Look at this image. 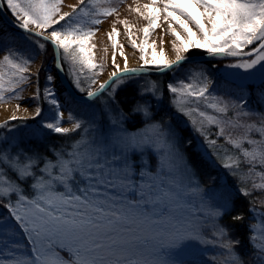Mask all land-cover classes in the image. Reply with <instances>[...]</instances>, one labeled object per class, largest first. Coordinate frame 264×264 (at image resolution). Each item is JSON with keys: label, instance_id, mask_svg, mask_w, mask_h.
<instances>
[{"label": "snow or ice", "instance_id": "1", "mask_svg": "<svg viewBox=\"0 0 264 264\" xmlns=\"http://www.w3.org/2000/svg\"><path fill=\"white\" fill-rule=\"evenodd\" d=\"M110 4L111 0H78L71 12H62V0H0V6L12 13L26 39L40 37L45 41L38 44L41 49L50 44L56 53L62 50L81 74L84 69L92 72L101 68L93 63L95 44L90 41L99 31L96 26L116 12ZM135 11L147 21L139 44L132 39L131 25L120 23L131 47L141 53L142 64L129 67L123 46V68L116 63L117 42L113 38L119 32L113 26L107 38L113 49L114 70L95 91L88 90L85 99H96L111 88L109 100H114L116 91L131 83L133 77L153 70L174 73L191 50H200L209 59L232 58L224 67L240 70L230 73L239 81L235 85L238 94H228L229 100L214 91L215 77L203 66L189 74L190 82H168L166 92L155 82L141 85L127 111L118 108L113 112L111 134L97 137L90 135L95 131L91 120L77 118L71 111L65 119L56 99L55 77L49 75L43 97L53 106V115L44 119L42 107L37 106L33 119H41L32 135L44 131L62 136L82 134L70 142L67 151L54 149V159L25 150L22 142L8 145L0 141L6 145L0 147V205L7 210L0 214V264H200L195 260V242H204V230L210 223L227 257L225 264H244L228 237V229L217 222L227 199L221 196L218 201L213 195L212 204L205 202L194 175L196 161L180 147L184 130L170 116L158 117L154 105L165 94H172L174 111L188 118L213 148L220 137L232 143L231 130L243 129L242 142L252 146L243 152L246 161L264 164V120L258 128L248 122L252 110L247 108L245 97L259 81L258 102L264 104V0H151L143 10L137 7ZM160 21L167 23L178 42L173 45L174 60L165 57L163 48L157 53L154 46L151 58L143 55L150 31ZM30 26L40 31L32 32ZM254 43L256 47L245 51ZM31 59L14 42L0 48V69H9L8 73L0 70V100L5 91L15 96V90L31 80ZM36 78L33 98L40 96L39 72ZM90 81L96 83L94 78ZM75 87L84 91L79 81ZM133 117L140 118V126L129 130L127 125ZM64 123L70 126H62ZM213 126L217 130L210 132ZM254 131L259 139L250 135ZM188 143L191 145V141ZM146 153L154 163L142 159L137 166L131 162L133 154L143 158ZM235 163L238 167L240 161ZM27 180H31L30 192L21 186ZM242 192L249 194L243 188ZM242 219L240 215L233 217L234 221Z\"/></svg>", "mask_w": 264, "mask_h": 264}, {"label": "rangeland", "instance_id": "2", "mask_svg": "<svg viewBox=\"0 0 264 264\" xmlns=\"http://www.w3.org/2000/svg\"><path fill=\"white\" fill-rule=\"evenodd\" d=\"M150 3L151 0H111L110 6L115 7L116 12L113 13L112 16H109L106 19H104L103 23H101L99 26H96L99 28V31L90 41V43L95 44V47L93 48L92 51L93 63L101 65V68L96 69L92 72H89L88 69H84L83 74H81V70L78 67H74L68 60H66L63 54V58L66 60L67 64L69 65L70 76L72 78L74 88L77 91H79L78 88L75 87L77 81H79L80 87H82L84 91L85 90L94 91L98 87V85L103 81H105L109 77V74L114 70L112 65L113 49L111 46V42L107 38V33L111 30L113 26H115L119 32V35L113 38L117 42L116 63L119 64L121 68H123L124 56H121L120 54V46H123V53L127 57L129 67H134L142 64V61L139 59L141 53L139 52L138 48L133 49L131 47L130 41L128 40L126 35L125 27L123 24L120 23V21H126L127 24L131 25L132 39L136 40L137 44H139L140 41L144 39V34L142 29L146 26L147 21L143 18V16L140 15V13L135 11V9L139 7L141 8V10H143V5ZM73 5H78V0H62V5H61L62 12H71L72 11L71 6ZM100 6H109V5L101 4ZM14 21H16V19ZM158 24L159 26L157 28L150 31V34L147 38V43L145 44V52L143 53V55L145 56V58H151L154 50L153 49L154 46L155 51L157 53H159L160 49L163 48L165 57L167 59L174 60L175 50L173 45L174 43H178V42L176 41V38L168 31L166 22L160 21L158 22ZM174 27H177V30L180 31L178 29V26L174 25ZM30 29H33L35 31H40L38 29L32 28V26H30ZM181 35L183 36L182 32ZM13 42L15 47L25 50L26 56H32L31 62L28 66V71L31 74V80L23 85H20V87L15 90L17 93L15 96H13L11 93L7 91L4 92V99L0 100V109L4 107L6 109L12 108L14 111L9 114L0 116V124L10 120V117L12 116H15L17 118L34 117L35 108L37 106H40L38 97L33 98L34 93H36L37 90V82H36L37 71L39 69L42 60V56L40 53L41 48L38 47L39 43L33 39L31 40L26 39L24 34L17 33L12 29L7 28L6 25L4 24V21L0 18V48H3L5 43H13ZM245 51L248 50L245 49ZM203 66H205L203 63L201 62L197 63L196 61L195 64L189 63L188 67L175 69L174 73L169 72L168 75L141 74L140 77L131 78L132 82L127 84H133L134 86L139 88L141 87V85H145V84L151 85V83L155 82L162 88L163 91L166 92V85L168 82L179 81L180 79H184L186 80V82H190L188 79L189 74ZM0 70L4 71L5 73L9 72V69L6 67ZM238 71L240 70L225 68V73H227L230 78H232L230 73H234ZM208 72L211 73L212 76L214 77L210 69H208ZM49 75L55 77L53 84L55 87L56 99L60 102L61 108L64 110L66 114L65 119H67V113L71 111L73 114H75L77 118H84L86 121L91 120L92 122H94L95 131L93 133H90V135H95L97 137H100L111 134L112 126L110 124V120L112 118V114L115 111V109H118L116 100H109V93L112 92L111 88H109L107 92L98 96L96 99L84 103L78 102V101H74L71 98V96L65 91V89L62 87L57 77V72L53 60L49 63V70L47 72V77ZM90 78H94L96 80V83L92 84ZM7 80H8V76L6 75L5 85H4L5 89L9 87ZM46 83H47V79H46ZM125 85H123L122 87H124ZM171 95L172 94L170 93L165 94L161 102L155 104V106H158L159 104L162 103H167V106L171 108L172 107V105L170 104ZM45 103H46V108L44 109L42 116L44 119H48L50 116L53 115L52 112L53 106H51L50 103L46 100ZM17 105H19V107H17ZM208 111L211 113V110ZM171 114L176 116V118L179 120H184V119L186 120V117H183L174 111ZM62 126H70V124L64 123ZM10 128L13 130L9 131V128H7V130L3 131V133L0 135V141H6L8 145H15L22 142V140H24L25 143L21 144V147H23L25 150L29 152H35L34 146L32 145L31 142H29V139L33 137L32 133L37 127L32 129L30 128V126L20 123ZM79 134L81 135L82 133L79 132ZM5 146H6L5 144L0 143V147H5ZM180 147L181 150L183 151L181 141H180ZM251 148L247 147V148H243L242 150L243 151L245 149L251 150ZM44 156H48V155H44ZM48 157L54 159L53 152L49 154ZM142 159L152 161L151 155L146 153L143 158L133 154L131 157V162H134L137 164V166H139ZM9 176H11L14 179L13 173L10 172ZM195 179L200 186L201 194L204 195L206 203L208 204L213 203V201L210 199V197H212L213 195H215L217 197V200L219 201V198L221 197L219 187L206 188L199 183L196 177ZM224 184H225V177L220 180V187H223ZM22 188L25 191L24 186H22ZM0 214H3V207L1 205H0ZM206 229L210 231L209 238H206L204 236L203 243L195 242V247L198 250L197 255L195 256V260L199 261L201 264H225L227 257L224 254V249L220 247V244L218 243L217 246L215 245L216 241L219 242V238L213 235L211 223L209 224L208 227L205 228V230ZM209 249H211L212 252H209L208 251ZM27 251L28 249L25 248L24 253L27 254Z\"/></svg>", "mask_w": 264, "mask_h": 264}, {"label": "trees", "instance_id": "3", "mask_svg": "<svg viewBox=\"0 0 264 264\" xmlns=\"http://www.w3.org/2000/svg\"><path fill=\"white\" fill-rule=\"evenodd\" d=\"M5 13L9 18L15 20L9 10L3 7ZM7 28L11 29L10 25L4 22ZM13 31L26 34L22 31L12 29ZM33 40L38 43H45L42 39L33 36ZM259 43V42H257ZM254 43L246 50L254 48ZM42 60L37 72H39V91L40 96L38 97L40 107L43 112L46 108V103L43 97L44 87L47 79V72L49 70V63L54 59V51L50 44H46L44 49L40 51ZM204 52L200 50H191L187 53V56H198ZM232 58L228 59H205L197 62L203 63L211 70L215 77V85L213 90L221 94H225L230 100L231 95H237L238 89L236 84L239 83L234 81L225 73L224 65L231 61ZM60 63L65 72V75L72 86V88L79 94H85L88 90L83 93L77 91L74 88L72 78L70 76L69 65L63 58V52L60 51ZM194 62L193 64H195ZM189 63H182L179 68L188 67ZM168 75L169 72L163 73ZM37 82V80H36ZM137 87L133 84H127L116 91L115 99L118 108H123L127 111L130 107L131 102L136 99L135 92ZM259 96V81L255 82V87L251 91V95L245 93L247 99V108L252 110L250 118H246L249 123L254 124L257 128L262 126L261 121L264 120V104L258 102ZM156 114L158 117L167 118L171 117L173 123L178 124L180 128L184 130V136L181 140V145L185 155L194 159L197 164L195 177L199 183L206 187H216L220 189V194L223 198L227 199L228 204L222 217L217 222L220 225L225 226L228 229V237L233 242L235 251L243 258L244 264H264V251L261 250L264 247V164L256 163L255 165L249 164L243 156V148H251L247 143L242 142L243 129H232V143L226 142V138H218V143L215 148L204 140V137L197 133L194 127L191 125L188 118L186 120H179L176 116L171 113L174 111L173 107H168L167 103L154 105ZM175 112V111H174ZM40 117L33 119L30 118H17L15 120H8L0 124V135L7 128L13 127L20 123H23L30 128L34 129L37 127V121ZM7 125V127H5ZM140 126V118L133 117L128 123L127 127L132 130ZM217 129L215 126L210 127V132H215ZM253 138L259 139V133L252 132L250 134ZM80 136L79 132L70 133L67 136L58 135L52 132L44 131L39 136H33L29 139V142L34 146L35 152L42 155H48L53 152L54 149L67 151L69 144L76 137ZM215 138V137H214ZM188 141H191L189 145ZM25 141L22 140V144ZM236 144H240V147H236ZM204 145V147H200ZM207 149V152H205ZM219 153V155H217ZM240 161L237 167L236 161ZM154 163V161H153ZM226 165H229L226 167ZM15 179V174L13 173ZM225 177V184L220 187V180ZM31 180L24 181L22 186L25 188V192H30ZM242 188L245 189L249 194L244 195ZM2 206V205H1ZM3 207V206H2ZM6 209L3 207V214L6 213ZM240 215L243 217L240 221H234L233 217ZM210 231L204 230V236L209 238ZM239 241L238 244L235 242ZM219 242L216 241L217 246ZM214 245V246H215ZM213 246V247H214ZM212 252L211 249L208 250ZM201 264V263H200Z\"/></svg>", "mask_w": 264, "mask_h": 264}, {"label": "water", "instance_id": "4", "mask_svg": "<svg viewBox=\"0 0 264 264\" xmlns=\"http://www.w3.org/2000/svg\"><path fill=\"white\" fill-rule=\"evenodd\" d=\"M0 18L5 22L7 23L8 25H10L11 29H15V30H18V31H22L21 29H19L17 26H16V21L12 20L11 18L8 17V15L5 13L4 9L2 6H0ZM32 32H36L35 30L31 29ZM23 32V31H22ZM40 38V37H38ZM41 39V38H40ZM256 47V46H255ZM53 49V48H52ZM54 51V50H53ZM205 59H209L207 58L206 56V53L202 54V55H198V56H188V59L183 62V63H194L196 61H200V60H205ZM54 65H55V69H56V72H57V77L62 85V87L65 89V91L71 96V98L74 100V101H78V102H88L90 100H87L85 99L86 96H87V93L85 94H79L77 93L73 88L72 86L70 85L66 75H65V72L63 70L62 67L58 66L61 65L60 63V52L59 53H56L54 51ZM140 65L138 66H134L133 68L135 67H139ZM147 74H150V75H161L160 73H157L156 71H151ZM163 74V73H162ZM108 79V78H107ZM106 79V80H107ZM96 90V89H95ZM94 90V91H95Z\"/></svg>", "mask_w": 264, "mask_h": 264}, {"label": "bare ground", "instance_id": "5", "mask_svg": "<svg viewBox=\"0 0 264 264\" xmlns=\"http://www.w3.org/2000/svg\"><path fill=\"white\" fill-rule=\"evenodd\" d=\"M14 110L12 108H8L6 109L5 107L0 109V116H3V115H6V114H9L11 112H13Z\"/></svg>", "mask_w": 264, "mask_h": 264}]
</instances>
